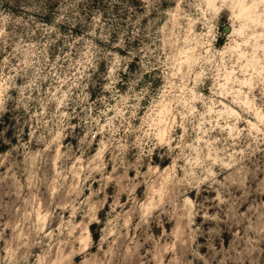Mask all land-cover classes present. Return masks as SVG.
Segmentation results:
<instances>
[{"label": "clouds", "instance_id": "9594fccd", "mask_svg": "<svg viewBox=\"0 0 264 264\" xmlns=\"http://www.w3.org/2000/svg\"><path fill=\"white\" fill-rule=\"evenodd\" d=\"M0 264H264V0H0Z\"/></svg>", "mask_w": 264, "mask_h": 264}]
</instances>
